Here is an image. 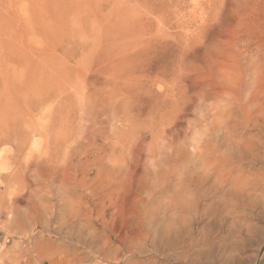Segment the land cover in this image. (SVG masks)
Wrapping results in <instances>:
<instances>
[{
    "label": "rangeland",
    "instance_id": "1",
    "mask_svg": "<svg viewBox=\"0 0 264 264\" xmlns=\"http://www.w3.org/2000/svg\"><path fill=\"white\" fill-rule=\"evenodd\" d=\"M238 101L246 110L237 108ZM231 108L244 131L255 135L252 142L264 143V0H0V131L11 125L18 136L0 143V264H70L77 249L90 257L78 243L90 230H71L61 220L72 208H97L87 190L77 189L83 200L74 191L63 195L62 175L73 178L82 157L71 151L84 143L91 153L105 146L127 166L113 176L119 190L98 202L116 232L123 222H139L145 209L154 211L149 219L166 215L158 220L161 228L167 223L179 231L199 219L192 208H217L213 199L198 207L204 194L189 187L190 175L228 152L212 121ZM67 134L68 142L62 139ZM82 135L81 142L76 137ZM93 169L89 184L99 176ZM263 194L258 192V202ZM237 199L240 205L243 198ZM51 208L46 221L43 211ZM249 221L264 229V216L249 215ZM227 222L211 223L215 237L228 235ZM99 224L93 225L100 230ZM195 232L208 250L212 233L201 226ZM239 255L245 264H264L258 246ZM128 256L119 263L90 257L83 264H127ZM156 262L176 263L162 257Z\"/></svg>",
    "mask_w": 264,
    "mask_h": 264
},
{
    "label": "bare ground",
    "instance_id": "2",
    "mask_svg": "<svg viewBox=\"0 0 264 264\" xmlns=\"http://www.w3.org/2000/svg\"><path fill=\"white\" fill-rule=\"evenodd\" d=\"M237 103H239V106L237 107L238 109L241 107L243 111L246 110L247 105H242V103L239 101ZM234 108H231L232 110L230 109L226 111L225 115L222 114L220 119H219L220 117L219 116L217 119H214V121H212L213 124L216 126V129L218 130V131H213V130L212 131L220 132L221 134L224 135V140L222 139L223 142L221 139H217V142L218 140L219 141L221 140L222 144L223 143L225 144V142H227L226 145L229 146V147L227 146L229 150L228 152L224 151L227 154L226 153L225 155L218 154L217 157L213 156V158L211 157L212 159L211 158L209 159V162L208 161L207 162L205 161L206 163L202 162L203 167H195V169L194 168L192 169L194 171L192 173L190 172L191 173L190 178L192 179V181L190 182L189 187L193 186L195 187L197 191H201L204 194L202 195L203 199L197 203L198 207L203 205L202 203L203 201L205 202L206 200H208L206 202H211V200L213 199L215 200V203L217 204V208H192L191 210L195 212V214L198 216L199 219L190 222L189 226L188 224L183 225L186 227V229L185 227L184 229H181L180 227L179 231L174 229L172 225L170 226L168 224L167 226V223L165 222V220L164 222L166 223V227L161 228L162 226L160 227V224H159L161 222H158V220L160 221L162 217L156 220L159 217L155 214V217L157 216V218L152 216L149 219L148 218L149 213L151 216V214H153L154 211H152L153 210L152 209L151 210L152 213H151L149 212V209H145L141 213V216H140L141 220L139 222L136 221L137 222V223L135 222L136 224L134 223L124 224L123 222V224H121L122 230H120V232H116L112 226L111 227L109 226L110 224L108 221H106V218L104 216L105 214L104 211H106L105 209L107 208H100L101 205H99L98 202L100 200V195L102 196L111 195L119 190L120 184L118 183L116 179L113 178V176L122 173L125 168L127 169V166L120 164L118 160L112 159L114 156V153H112L113 151L111 152V154H109V152H106L105 146L103 145H100L102 146V148L101 147L97 148L99 145L94 146L95 152H94V149L91 148L92 151L95 153L93 154L94 157H92L93 160H91L89 157V155H91L93 152L91 153L86 149L87 147L85 143H84L85 147L83 146L84 144L81 145L82 147H80V145L78 144L80 148H76L74 150H72L73 148L71 149L72 150L71 154L73 157L74 155L77 156V154L78 155L80 154L82 157L79 160V164H78L79 168H76L77 170L73 178H71L70 173L68 175H65V174L62 175L63 179L61 180V182L64 184V187L62 188L65 189V193L64 194L62 193V194L65 195V194H68L69 192L72 193V191H74L75 193L74 192L73 193L76 196V192H78L77 189H79V192H82V193L84 190H87L88 192L91 193V196L95 198L97 208H79V209L72 208L71 211L67 213L65 212L66 214L64 215L60 214V216L62 215L61 220L65 223L67 227H70L71 230H75L76 228L79 229L81 227H82V230L83 229L90 230L89 231L90 237H88V239H85L86 234L83 235L82 233L84 237L82 238V236H80L81 238L79 239L81 240L80 241L78 240L79 241L78 243L83 245L84 246L83 248H86L88 250V253L86 251L88 256L94 257L97 260H101L102 262L112 258V259H115L119 263L123 260L124 257L129 255L127 264H157L156 260L159 259L160 257L166 260L172 259L173 261L176 262L175 264H178V262H181V261L185 262L186 264H201L202 261H208L211 264H217V263L218 264H245L246 258L239 255L241 250H244L247 246H250V245L258 246V248L264 249V229L260 228L257 225H254L252 222L249 221V215L251 216L253 215L259 218L264 216V194L262 196L261 201L258 202V199H257L258 192L260 191L264 192V143L259 142L257 144V143L252 142V140L255 138V135L248 134V131L247 133L244 131L243 123L240 121L237 122L238 118L232 113L234 112ZM85 118H89V117H85ZM12 120H15V118ZM7 124H8V121H7ZM8 126H7V130L6 128L5 130H3L5 132L0 131V143L11 142L13 139H16L18 137L14 129L11 130V125H8ZM256 126L260 128L263 127L259 123H257ZM208 127L210 128L211 126H208ZM0 130H2V128H0ZM89 130L91 132V129H88V131ZM97 131L99 130L97 129ZM209 131L211 130L209 129ZM212 131L211 133H213ZM40 133H41L40 135H44V131H40ZM75 133L76 131L74 132V134ZM68 134H67V137H68ZM98 134L100 135L101 133L98 132ZM208 134L210 136V132H208ZM99 135H96V136L99 137ZM217 135L215 134L214 136L217 137ZM30 137H31V134H30ZM82 137L83 135L81 137L77 136L76 138L82 142V139H81ZM101 137L103 139V136ZM208 137H206L207 140L212 139ZM71 138L72 137H68V138L62 137L63 141L66 140V142H68ZM84 139L85 138H83V140ZM94 139H97V138H94ZM85 140H87V137ZM211 141H209V143H206V145L207 144L212 145L213 143H211ZM74 143L72 142V144ZM95 143L96 142H94V144ZM200 144L198 142V147L196 146L197 149L199 148ZM64 145H67V143ZM214 145L216 146V144H213L212 146ZM88 147H89V144H88ZM215 148H217V146ZM215 148H214V151L216 150ZM219 148L220 149L223 148V147L221 148V144H220V147H218L217 149ZM225 148L223 150H225ZM21 149H22V146H21ZM204 149L205 150L203 152H207L208 154L209 149L207 148V146ZM21 151H23V149ZM116 155H117V152H116ZM163 155H166V154L164 153ZM193 155L194 156H192V159L193 157H195L194 153ZM212 155H215V153L214 154L212 153ZM199 157L200 156L198 155V158ZM201 157H204L203 158L204 160L205 158L206 160H208L206 156H201ZM164 159L167 160L168 158H164ZM203 159L201 158L200 160L203 161ZM210 160H211V163H210ZM212 160H214L215 163L212 162ZM186 162L185 164H187ZM25 165H26L28 172L32 170L31 166H29V163H26ZM156 165L157 164H155V166ZM39 166H40L39 163L32 165V167L35 170H38ZM93 167H96L99 170L98 171L99 176L97 178L95 177V180L93 181L92 184H89L91 183V181H89L88 172L91 171ZM94 170L95 169H93V171ZM148 174H151V172ZM52 176H53V172H52ZM165 178H167V176H165ZM164 185H166V187L168 186L167 184H164ZM164 185L161 186L162 189ZM155 187L157 186H154V188ZM140 188H139V191L141 190ZM158 191L161 192L162 190H158ZM160 192H158V194ZM162 192L160 194H162ZM165 192L167 191H164V193ZM155 195L156 193L154 194V196ZM77 196L80 197L78 199L83 200V194L80 196L79 195ZM235 197H240V199L236 198L237 201L238 200L240 201L243 198L244 204H242L243 202L242 203L240 202L241 204L239 205V203L235 201L236 200ZM59 198H60V195H59ZM66 200L65 202H67ZM59 201L61 202V200ZM71 203H68V204H71ZM237 206H241V208H236ZM175 210H178V209L176 208ZM245 211L246 212L249 211V214L245 213ZM53 212L54 211L52 210V208L49 210L47 209L46 211H43L44 219H46L47 216L49 217L53 216ZM165 213L166 212L164 211V215ZM143 218L146 219V222H147V225L145 224L148 228L147 233L144 232V226L142 225L144 224ZM164 218H167L166 215ZM183 220L182 222H185V220L184 221ZM207 220L209 221L210 224L208 222L206 223ZM215 220L221 221L224 224L225 222L229 220L227 224H229L230 230L228 231L229 233H227L228 235L226 237L223 236L220 239V236L219 237L217 236L218 238L214 236L215 233L211 229V223L214 222ZM95 221L100 223L99 225H100V230L102 231V233L100 232L99 228H96V226L93 225ZM181 224H184V223H181ZM61 225H63V223ZM200 226H201V230H207V232L210 231L212 233L213 241L212 242L208 241V244H209L208 250H205L207 247V242H203L202 247H200V242L199 240L197 241L196 239L197 237H196L195 231L196 229H199ZM64 228L62 229L64 230ZM135 228H137V230L139 229V232L132 231ZM108 229L112 235L114 234L113 240L107 232ZM78 231H80V229ZM67 233H69V231ZM236 233H238V237L235 236ZM69 234L67 236H69ZM76 235H80V234L77 233ZM76 235L75 236L73 235V237L75 238ZM71 236H72V232H71L70 237ZM139 238H140V241L138 243L133 242ZM74 241H77V240H74ZM115 242L119 243L121 247L116 246ZM81 252H79L78 249L75 250V252H73L72 259L70 260L69 263L70 264H83L84 262L88 261V258L90 257H87V255L84 256L83 254L84 252L82 253L83 254L82 255ZM146 255H153V257L151 259H145V260L141 259L142 257ZM137 257H139L138 261H133V259H137ZM102 262L101 263L97 262L96 264H103ZM87 264L89 263L87 262Z\"/></svg>",
    "mask_w": 264,
    "mask_h": 264
}]
</instances>
